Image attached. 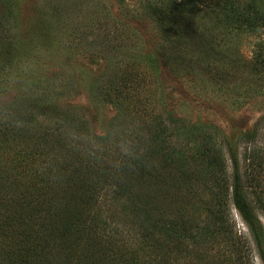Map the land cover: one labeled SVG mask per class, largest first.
<instances>
[{"label":"trees","instance_id":"obj_1","mask_svg":"<svg viewBox=\"0 0 264 264\" xmlns=\"http://www.w3.org/2000/svg\"><path fill=\"white\" fill-rule=\"evenodd\" d=\"M108 32L94 35L102 52L125 39ZM15 42L0 4V74ZM117 65L100 96L145 105L143 73ZM47 98L0 106V264H256L254 254L264 264V147L253 146L264 117L239 136L241 172L238 150L211 124L126 107L97 137Z\"/></svg>","mask_w":264,"mask_h":264},{"label":"rangeland","instance_id":"obj_2","mask_svg":"<svg viewBox=\"0 0 264 264\" xmlns=\"http://www.w3.org/2000/svg\"><path fill=\"white\" fill-rule=\"evenodd\" d=\"M175 3L180 11L170 12ZM0 4L11 8L16 34L8 62V57L2 61L6 69L0 74V106L47 94L54 108L84 117L97 137L112 130L126 107L133 112L146 109L149 115L168 113L189 124H211L238 150V167L245 171L239 136L251 132L264 117V0H0ZM106 31L108 38L112 31L125 36L117 40L122 46L109 52L94 46L93 39L100 41L94 35ZM116 62L124 72L132 68L135 74L143 73L145 105L122 101L119 106L100 96L99 87ZM259 128L253 146L262 149L264 119ZM229 165L233 170L232 157ZM261 168L249 172L261 173ZM231 214L236 229L247 235L238 213L231 209Z\"/></svg>","mask_w":264,"mask_h":264}]
</instances>
